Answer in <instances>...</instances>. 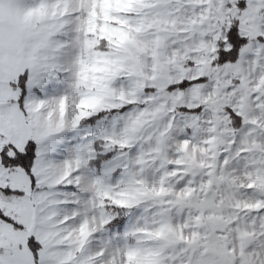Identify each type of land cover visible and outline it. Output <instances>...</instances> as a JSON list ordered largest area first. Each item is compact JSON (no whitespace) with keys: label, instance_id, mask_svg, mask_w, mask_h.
I'll return each mask as SVG.
<instances>
[{"label":"snow or ice","instance_id":"snow-or-ice-1","mask_svg":"<svg viewBox=\"0 0 264 264\" xmlns=\"http://www.w3.org/2000/svg\"><path fill=\"white\" fill-rule=\"evenodd\" d=\"M0 264H264V0H0Z\"/></svg>","mask_w":264,"mask_h":264}]
</instances>
